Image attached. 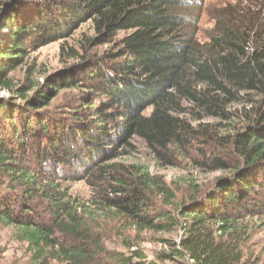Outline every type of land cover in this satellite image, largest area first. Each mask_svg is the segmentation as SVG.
<instances>
[{
	"label": "trees",
	"instance_id": "16d2710c",
	"mask_svg": "<svg viewBox=\"0 0 264 264\" xmlns=\"http://www.w3.org/2000/svg\"><path fill=\"white\" fill-rule=\"evenodd\" d=\"M193 13L184 0H0V91L13 94L0 97V225L14 228L30 264H154L144 234L175 232L158 238L168 247L159 261L256 264L264 11L228 6L206 43ZM89 22L86 50L70 49L79 63L32 80L31 52ZM24 65L18 87L12 73ZM65 89L78 101L53 104ZM136 140L166 167L221 174L179 196L164 176L122 161ZM79 183L88 199L73 192Z\"/></svg>",
	"mask_w": 264,
	"mask_h": 264
},
{
	"label": "rangeland",
	"instance_id": "374dc122",
	"mask_svg": "<svg viewBox=\"0 0 264 264\" xmlns=\"http://www.w3.org/2000/svg\"><path fill=\"white\" fill-rule=\"evenodd\" d=\"M189 3L190 7L194 10V16L196 17V31L197 39L201 43L208 42V33L213 30L216 24V18L219 13L226 9L228 6L236 5L237 3H243L245 6H253L264 11V0H184ZM94 30L92 24L86 23L80 27V29L67 41H61L46 47H43L37 51L31 52L27 58L28 66L35 68L32 80L45 82V78L54 75L59 72H64L69 66L79 63V60L75 59L70 53V49L73 47L75 50L83 53L86 49H82V43L85 42L86 36H93ZM125 36V33L119 34V39ZM114 49L110 44L88 51L91 54L100 53L107 50ZM26 65L14 71L12 75L15 76V85L21 86L27 84ZM31 78V77H30ZM13 94L7 91H0V97H10ZM80 98V92L73 89H65L60 92L58 97L52 102L53 104L65 105L68 102L76 103ZM136 149L130 156L122 161L126 164H140L149 168L153 174L161 175L166 178V181L172 185L174 189L178 191L179 196L183 191L188 190L190 186L195 184H201L207 180L212 179L214 176H218L221 173L207 174L201 171H192L186 165H178L175 167H166L163 162L158 161L150 152L145 148L140 140L134 142ZM185 164V162H184ZM73 192L80 194L85 199L89 198L90 188L84 183L73 184ZM181 199V197H180ZM255 225H259L253 232L250 244V251L254 254L256 264H264V217L256 218L254 220ZM113 236V245L117 246L118 241ZM145 241L141 243L142 249L146 252L149 259L154 264H192L188 259H179L177 261H159L157 256L160 253L167 252L168 247L164 243H160L158 238H173L178 239V233L164 234L153 236L151 234H144ZM26 244L19 242L15 238V230L12 227H6L0 225V264H30L29 256L26 253Z\"/></svg>",
	"mask_w": 264,
	"mask_h": 264
}]
</instances>
